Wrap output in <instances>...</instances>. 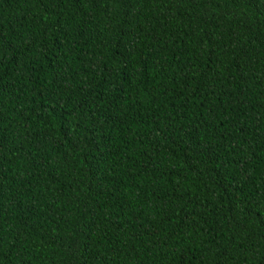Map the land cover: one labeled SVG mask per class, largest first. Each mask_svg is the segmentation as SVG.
Segmentation results:
<instances>
[{
    "label": "trees",
    "instance_id": "1",
    "mask_svg": "<svg viewBox=\"0 0 264 264\" xmlns=\"http://www.w3.org/2000/svg\"><path fill=\"white\" fill-rule=\"evenodd\" d=\"M0 264H264V0H0Z\"/></svg>",
    "mask_w": 264,
    "mask_h": 264
}]
</instances>
